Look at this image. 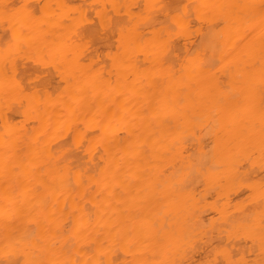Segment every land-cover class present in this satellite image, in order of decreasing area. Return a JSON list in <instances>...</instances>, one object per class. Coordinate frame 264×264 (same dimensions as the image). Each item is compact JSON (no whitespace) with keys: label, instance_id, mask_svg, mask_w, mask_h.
Wrapping results in <instances>:
<instances>
[{"label":"bare ground","instance_id":"6f19581e","mask_svg":"<svg viewBox=\"0 0 264 264\" xmlns=\"http://www.w3.org/2000/svg\"><path fill=\"white\" fill-rule=\"evenodd\" d=\"M0 264H264V0H0Z\"/></svg>","mask_w":264,"mask_h":264}]
</instances>
